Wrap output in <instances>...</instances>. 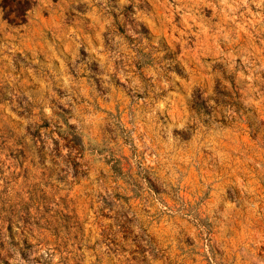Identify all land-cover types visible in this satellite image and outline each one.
Wrapping results in <instances>:
<instances>
[{
  "label": "rangeland",
  "instance_id": "obj_1",
  "mask_svg": "<svg viewBox=\"0 0 264 264\" xmlns=\"http://www.w3.org/2000/svg\"><path fill=\"white\" fill-rule=\"evenodd\" d=\"M0 264H264V0H0Z\"/></svg>",
  "mask_w": 264,
  "mask_h": 264
}]
</instances>
